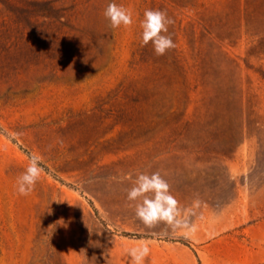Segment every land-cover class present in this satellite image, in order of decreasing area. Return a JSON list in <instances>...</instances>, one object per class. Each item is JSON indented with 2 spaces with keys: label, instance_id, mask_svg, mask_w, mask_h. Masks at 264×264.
Segmentation results:
<instances>
[{
  "label": "rangeland",
  "instance_id": "rangeland-1",
  "mask_svg": "<svg viewBox=\"0 0 264 264\" xmlns=\"http://www.w3.org/2000/svg\"><path fill=\"white\" fill-rule=\"evenodd\" d=\"M109 2L0 0V264H264V0H114L116 29ZM146 9L172 20L163 55ZM137 172L179 224L135 215Z\"/></svg>",
  "mask_w": 264,
  "mask_h": 264
},
{
  "label": "clouds",
  "instance_id": "clouds-1",
  "mask_svg": "<svg viewBox=\"0 0 264 264\" xmlns=\"http://www.w3.org/2000/svg\"><path fill=\"white\" fill-rule=\"evenodd\" d=\"M103 15L109 21L110 26L116 29L121 26H129L133 23L131 11L118 5L114 0H110L104 9ZM172 23L170 17L163 10L146 9L143 19L140 20V44L141 46L149 43L153 46L154 53L159 56L165 54L168 49L174 48L175 43L168 32V25ZM41 157L32 154L29 157L24 171L16 179V192L19 195H28L41 177L43 171ZM124 179L132 180V187L127 190L126 199L130 202L135 201V215L148 227L159 221L177 225L175 220L176 201L168 192V185L158 172L148 174L137 172L134 177L125 174ZM151 193L149 196L147 194ZM149 249L140 246L128 250V255L133 264H142L148 255Z\"/></svg>",
  "mask_w": 264,
  "mask_h": 264
}]
</instances>
